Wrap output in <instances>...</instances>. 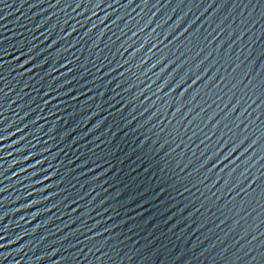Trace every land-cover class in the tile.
<instances>
[{"label":"water","instance_id":"95a60500","mask_svg":"<svg viewBox=\"0 0 264 264\" xmlns=\"http://www.w3.org/2000/svg\"><path fill=\"white\" fill-rule=\"evenodd\" d=\"M0 264H264V0H0Z\"/></svg>","mask_w":264,"mask_h":264}]
</instances>
